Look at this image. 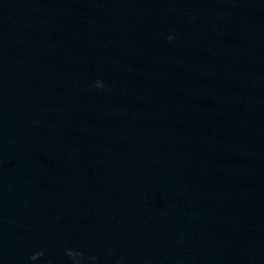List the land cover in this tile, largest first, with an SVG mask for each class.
Masks as SVG:
<instances>
[{
  "label": "clouds",
  "instance_id": "1",
  "mask_svg": "<svg viewBox=\"0 0 264 264\" xmlns=\"http://www.w3.org/2000/svg\"><path fill=\"white\" fill-rule=\"evenodd\" d=\"M167 39L168 41H173L175 36L170 34ZM90 88L104 90L107 88V85L103 80L97 79L94 84L90 85ZM64 256L67 258V264H96L98 260L95 254H87L81 249L71 247L65 249ZM41 261H43V264H53L51 259H46L45 249H38L31 252L27 256L26 264H38Z\"/></svg>",
  "mask_w": 264,
  "mask_h": 264
}]
</instances>
